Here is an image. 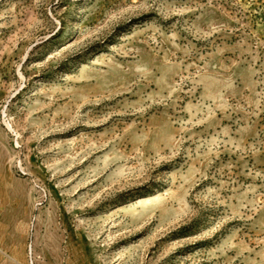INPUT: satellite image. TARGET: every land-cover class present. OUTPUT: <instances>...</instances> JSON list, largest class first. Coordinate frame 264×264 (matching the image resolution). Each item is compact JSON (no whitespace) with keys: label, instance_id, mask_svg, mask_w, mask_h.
I'll return each instance as SVG.
<instances>
[{"label":"rangeland","instance_id":"obj_1","mask_svg":"<svg viewBox=\"0 0 264 264\" xmlns=\"http://www.w3.org/2000/svg\"><path fill=\"white\" fill-rule=\"evenodd\" d=\"M0 264H264V0H0Z\"/></svg>","mask_w":264,"mask_h":264}]
</instances>
